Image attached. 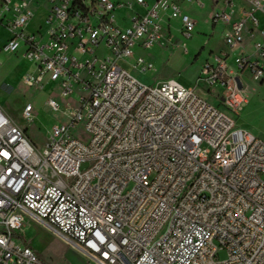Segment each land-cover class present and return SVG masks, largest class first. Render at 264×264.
Segmentation results:
<instances>
[{
  "label": "built area",
  "instance_id": "1",
  "mask_svg": "<svg viewBox=\"0 0 264 264\" xmlns=\"http://www.w3.org/2000/svg\"><path fill=\"white\" fill-rule=\"evenodd\" d=\"M181 1L194 0H136L144 12L119 25L114 11L128 2L0 0V49L31 64L23 82H57L61 96L87 90L43 149L0 106V264H51L18 241L29 220L83 264H264V140L235 125L248 101L243 72L264 78V0H243L238 18L231 7L212 10V22L227 24L226 50L201 65L193 87L142 84L121 62L162 38L163 15L191 35ZM39 2L43 22L30 31ZM245 35L255 37L249 52L238 50ZM133 64L153 68L140 55ZM47 105L59 109L53 98ZM31 112L26 103L28 121Z\"/></svg>",
  "mask_w": 264,
  "mask_h": 264
},
{
  "label": "rangeland",
  "instance_id": "2",
  "mask_svg": "<svg viewBox=\"0 0 264 264\" xmlns=\"http://www.w3.org/2000/svg\"><path fill=\"white\" fill-rule=\"evenodd\" d=\"M177 24L176 20L171 23L169 40L165 38L163 31L162 38L150 48H137L135 54L127 61L121 62L122 66L142 84L150 86L163 79L172 78L185 87H193L198 66L209 57L210 51H217L224 45L220 37V28H216L213 33L208 30L205 12L199 14L197 27L189 37L178 32ZM7 35L8 32L0 27V46ZM207 39L208 43H206ZM199 51H201L200 54L196 55ZM136 55L149 60L153 68L142 71L135 66L133 60ZM194 57L196 59H193ZM30 69L31 64L22 57L20 52L13 53L0 49V106L15 124L25 129L29 140L38 149H43L51 127L68 120L69 111L77 105L79 94L87 95V90H79L74 85L72 94L61 96L57 82L54 81L45 83L42 88L28 86L23 82L22 76ZM242 78L245 85L247 84L246 90L248 84H252L253 81L247 72H243ZM200 87L205 88L202 82H199L197 89ZM48 98H53L59 104V109H51L47 105ZM206 99L217 104L213 93H208ZM26 103L32 105L31 121L22 115V109ZM245 114L248 119L264 126V84L261 90L249 91V103ZM235 125L237 126L236 122ZM18 241L21 244H28L48 263L83 264V257L77 249L47 227L31 220L20 229ZM219 257H225L224 250L219 252Z\"/></svg>",
  "mask_w": 264,
  "mask_h": 264
},
{
  "label": "crops",
  "instance_id": "3",
  "mask_svg": "<svg viewBox=\"0 0 264 264\" xmlns=\"http://www.w3.org/2000/svg\"><path fill=\"white\" fill-rule=\"evenodd\" d=\"M112 1L119 2V3H127V2L130 3V7L129 6H123V7H118L115 9V11H114L115 20L119 25L128 24L129 17L134 12L142 13L145 10V7L137 4L136 0H112ZM145 1L147 3H150L154 0H145ZM232 1H233V4L230 6L225 4L223 2V0H194L192 2L181 1L180 6H181L182 11L189 14L194 19V21H195L194 29H195V27H197V18L199 17V14L202 12H205V14L207 15V20H208V30L209 31L211 30V33H213L216 28H220V37L222 40V33L227 28V24L222 23V22H216V23L212 22L211 21V13H212L213 9L224 8L225 10H229V8L231 7V8H233V11L231 14L232 17L233 18L241 17L243 15V9L247 8L246 2H244L243 0H232ZM38 6H39V8H37L35 10L34 17L30 21L29 26L27 28L30 31H34V29L37 28V26H41V24L43 22V16L45 14V10L43 8L42 2H39ZM258 16L260 19V23H263L264 22V14L259 13ZM174 20H176L178 23L177 24L178 25V32L180 33V30H179L180 22H179V20L178 19H167L166 16L163 15L162 26H163L165 36L168 37V38H166L167 40H169L171 23ZM252 38L254 39L255 37L254 36L250 37L248 35H245L242 47L239 48L238 50L244 51V52H249L251 50V44L253 41ZM208 41L209 40L207 39L206 43H208ZM137 48H140V47L135 46L133 49V54H135V49H137ZM220 50H226L225 45L218 48L217 51H210L209 57L205 58L204 61L201 63V65L206 60H211L212 56L214 54L218 53ZM200 52L201 51H199L196 55L200 54ZM136 56H139V55H136ZM193 59H196V57H194ZM228 61L230 63L232 62L231 56L228 58ZM201 65L198 66L199 68H198L197 77L199 75ZM197 77L195 78V81H196ZM169 79H172V78H169ZM163 80H166V79H163ZM163 80H161V81H163ZM251 80L253 81V83L248 84V87L245 90L247 97H248L247 104L249 103V91L261 90L262 85L264 84V78L261 81H256V80H253L252 78H251ZM243 82H244V80H243ZM246 85L244 82L245 88H246ZM197 90H199L198 93L200 95H202L204 98H206L208 96V93L206 91V87L205 88L200 87ZM247 104L245 105V107L242 109V111L235 118V122L237 124V127L243 128V129L253 133L254 135L260 137L262 140H264V126H260L254 120L248 119L246 116L247 114H245Z\"/></svg>",
  "mask_w": 264,
  "mask_h": 264
},
{
  "label": "water",
  "instance_id": "4",
  "mask_svg": "<svg viewBox=\"0 0 264 264\" xmlns=\"http://www.w3.org/2000/svg\"><path fill=\"white\" fill-rule=\"evenodd\" d=\"M236 81H237L238 87H240L241 84H240V81H239L238 77H236Z\"/></svg>",
  "mask_w": 264,
  "mask_h": 264
}]
</instances>
